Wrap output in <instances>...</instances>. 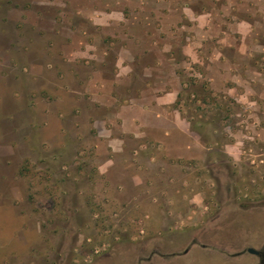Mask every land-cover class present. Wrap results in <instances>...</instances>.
<instances>
[{"label": "rangeland", "instance_id": "374dc122", "mask_svg": "<svg viewBox=\"0 0 264 264\" xmlns=\"http://www.w3.org/2000/svg\"><path fill=\"white\" fill-rule=\"evenodd\" d=\"M94 3L0 0V264H96L118 243L129 248L140 229L147 241L156 243L148 234L158 231L160 221L165 233L200 232L228 213L224 230L214 237H204L203 231L197 237L209 245L207 251L195 246L186 255L151 261L129 259L117 251L104 264H233L224 251L264 240V212L231 210L264 202V197L244 196H264V144L250 140L252 118L246 117L255 106L254 92L264 90V82L256 80L258 72L264 79L263 55L252 56L248 69L244 66L247 71H234V82H223L224 89L217 92L204 76L195 75L197 70L181 50L196 41L194 21L165 12L169 4L182 7L185 2H161L154 8L156 16L148 7V34L134 29V39L127 29L118 27L111 36L93 25L98 7ZM254 20L260 19L256 15ZM213 25L211 33L220 30L219 21ZM257 30L259 40L264 29ZM122 46L135 59L146 61L163 57L166 46L177 49L174 71L183 96L166 108L177 110L194 130L193 136L184 134L182 147L173 140L177 147L172 145V153L152 140L160 131L149 130L140 138L135 161L141 186H166L147 194L141 190L142 203L154 199L163 209L162 220L147 221L145 227L135 220L130 224L128 217L139 216V211L128 214L118 187L109 184L105 172L99 173L118 171L126 162L122 154L111 153L108 137L134 143L122 135L119 121L114 123L119 106L130 99L123 87L116 89L118 95L97 97L88 81L96 70L111 77ZM122 55L128 58L126 52ZM142 68L135 67L140 75ZM147 85L151 78L141 82L136 77L130 96ZM236 91L242 96L233 98ZM185 145L187 152L182 151ZM108 158L116 159L115 166H109ZM240 187L242 193L237 190L235 197L231 192ZM159 242L164 253L186 243L167 234Z\"/></svg>", "mask_w": 264, "mask_h": 264}, {"label": "crops", "instance_id": "0c3cea01", "mask_svg": "<svg viewBox=\"0 0 264 264\" xmlns=\"http://www.w3.org/2000/svg\"><path fill=\"white\" fill-rule=\"evenodd\" d=\"M93 1L98 6L94 9L95 15L91 17L93 25L98 26L102 33L111 36L116 32L118 27L121 30L123 28L127 29V34L133 39L137 37L134 29L137 31L139 30L140 33H146L145 31L147 29L145 26L147 25L145 22L148 21L146 15L148 7L153 11L155 14L154 16H156L157 11L154 8L159 3L166 2V0ZM182 1L185 2L182 7L169 4L165 12H167L169 16L170 14L177 16L179 14V16H183L185 19L194 21L192 27L196 28L200 35L196 32V41L182 47L181 50L183 55L189 58L188 65H192V67L197 70L195 75L199 78H203L204 76V78L210 82L212 90L220 92L224 89L223 82H234L235 76L233 75L237 74L234 71H237L239 68L244 70L245 65L246 69H248V66H250L253 60L252 56L263 55L264 57V37L258 40L255 34V31L258 32V28L264 29V0ZM256 15L260 20H254ZM217 17H220V19L217 20ZM218 21L220 30L211 33L212 29L210 27L214 26V23L218 24ZM176 31H178V28ZM168 47L169 46L163 48V52H165L163 57L157 58L154 61H146L135 59L132 57V54H129L128 50L122 46L114 64V73L109 75L111 77L105 75L104 72L102 73L96 70L91 72L90 78L88 79L89 82L92 81V85L94 84L98 92V94H96L97 97H112L114 96L113 93L118 95L116 89L120 86L124 89V96L130 97L126 105L119 106V110L116 112L117 120H115L114 123L117 124L119 121V128L122 135L132 137L134 143L129 144L127 140L122 137H108L107 142L108 146L111 148V153H113V155L122 154L121 156L125 157L126 162L118 171L112 170L109 172L108 170H99V173L102 174L105 172L109 184L118 187L119 194L122 195L123 200H125L129 206L127 211L128 214L131 215V211H139V216L128 217L130 224L135 220L139 223H143L144 227L147 225V221L152 222L154 219L162 220L163 209H160L159 204L156 203L157 200L154 199L152 202H149V204L142 203V191L147 190L144 192V194H147L151 192V190H154V192L157 190L161 191L166 186H141L140 178L142 176L140 175L135 161L136 154L142 148L140 138L148 136L149 130L160 131L161 137L159 138V133L156 134L158 138H153L152 140L163 144L167 152L172 153L173 147L176 146V144H174L175 141H179V146L182 147L184 145V138H186L184 134H190L192 136L194 134L193 128L187 121L181 118L177 110H169L166 108L177 101L178 94L182 90V84L180 80L176 78V73L174 71V67L178 61L175 54L177 49L173 46L167 49ZM226 49L230 50L229 56ZM123 51L126 52L128 58L124 59L122 55ZM168 52L172 53L169 54ZM81 53L85 56L84 52ZM89 56L90 58L92 57L91 55ZM138 66L143 67L141 75L135 69V67ZM167 67L169 69H167ZM246 69L244 71H247ZM262 75L263 72L256 73V77H258L256 80L258 82H264ZM136 77H138V80L141 82H146L148 78H151V85H147L145 89H140L137 95L130 96L133 91L132 82ZM98 79L100 82L96 84ZM239 96L241 97L242 95H239L236 91L235 97L233 98H239ZM146 99L152 100L147 101ZM110 122L112 123L111 126H113V121ZM173 136L178 139L176 140ZM173 144L174 146H172ZM185 148L186 149H182V151L187 152L189 146L187 145ZM124 153L128 158H126ZM107 161L110 167L116 164V159L114 158H108ZM121 178L128 181L131 186L127 184L126 181L125 183H120L119 181ZM147 209L149 212H147ZM156 226L158 231L160 228V233L156 231L148 234L149 236L155 237L157 240L155 241L156 243L147 241L146 238L148 237L146 233L140 229L139 238L132 241L129 248L126 249L122 243H118L113 246V249L109 253L104 254V258L96 264H104L105 261L108 262L117 251L124 253L129 259L133 257L138 259L142 256H152V259L159 258V260H161L162 257L164 260L168 257L186 255L192 247V249H194L195 246L204 244L197 240V237H199L200 232L204 231V228L200 232L193 231L189 233L179 231L178 229H170V231L165 233L163 230V228H165V223L163 221H160ZM164 234H167V236L171 238L177 235L186 243H184L181 248L164 253L159 249L161 244L159 239ZM207 235L208 234L205 233L204 237ZM194 241H196L197 244L190 245ZM260 244H264V240L260 239L255 244V247H258ZM206 248L207 247H202L204 251H207ZM231 260L233 264H246L245 261H248L247 264L257 263L256 257L252 254H244Z\"/></svg>", "mask_w": 264, "mask_h": 264}, {"label": "flooded vegetation", "instance_id": "af4514ba", "mask_svg": "<svg viewBox=\"0 0 264 264\" xmlns=\"http://www.w3.org/2000/svg\"><path fill=\"white\" fill-rule=\"evenodd\" d=\"M256 93V95L253 96V102L255 104V106L252 108V111L249 112V115H245L247 118H252L251 121V126H253V136L250 137V140L252 142H257L260 145L264 144V90H257L254 92V94ZM240 117H242V115L239 114ZM242 144L245 143V141L242 140L241 142ZM248 145H251V143L247 142ZM239 158V156L237 157ZM236 158V159H237ZM240 159V158H239ZM237 190L238 193H242V187L240 188H235V191H232L231 193H235V197L237 195ZM253 190V188H252ZM255 190V188H254ZM254 192V191H253ZM246 198H251V199H258L260 197H264L262 195H258V193H250L249 195H244ZM242 197V196H241ZM231 198V197H230ZM231 205V203H229ZM221 208H222V204H221ZM234 213V211H261L264 212V202L258 203V204H254V205H247V206H242V205H238L235 208L232 207L231 209ZM229 211L230 213H232V211ZM231 214H226V217L222 218V219H215L214 221H209L208 225L204 226V231L205 233H207L208 235L211 236H216V234H218L221 230H224L223 224L226 222V220L228 219V217ZM197 242L194 241L192 242L190 245H196ZM201 247H208L209 245H207L205 242L204 244H200ZM188 248V247H187ZM248 249H253L255 250V253H249L247 250ZM224 255L226 257H228L229 259H235L238 256L244 255V254H252L256 257L257 259V263H253V264H264V244H260L258 247L256 246H251L249 247V245H246L243 249H230L228 251H224L223 252ZM160 254V253H159ZM160 256V255H158ZM162 258V257H161ZM141 261H150L152 259V256L149 257H140Z\"/></svg>", "mask_w": 264, "mask_h": 264}, {"label": "trees", "instance_id": "16d2710c", "mask_svg": "<svg viewBox=\"0 0 264 264\" xmlns=\"http://www.w3.org/2000/svg\"><path fill=\"white\" fill-rule=\"evenodd\" d=\"M183 91H185V89H183ZM182 96H183V92H182V93H179V95H178V99L180 100ZM178 102H179V101H178ZM178 102H177V103H178Z\"/></svg>", "mask_w": 264, "mask_h": 264}, {"label": "water", "instance_id": "95a60500", "mask_svg": "<svg viewBox=\"0 0 264 264\" xmlns=\"http://www.w3.org/2000/svg\"><path fill=\"white\" fill-rule=\"evenodd\" d=\"M248 252L254 254V253H255V250H253V249H248Z\"/></svg>", "mask_w": 264, "mask_h": 264}]
</instances>
